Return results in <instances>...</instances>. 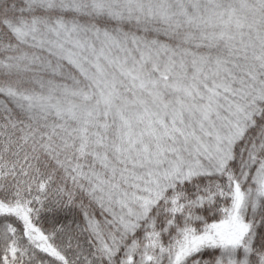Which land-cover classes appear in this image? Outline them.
<instances>
[{"label":"snow or ice","instance_id":"obj_1","mask_svg":"<svg viewBox=\"0 0 264 264\" xmlns=\"http://www.w3.org/2000/svg\"><path fill=\"white\" fill-rule=\"evenodd\" d=\"M0 264H264V0H0Z\"/></svg>","mask_w":264,"mask_h":264}]
</instances>
